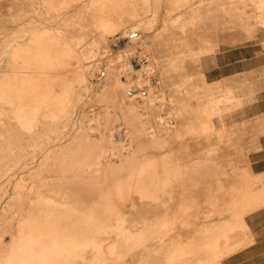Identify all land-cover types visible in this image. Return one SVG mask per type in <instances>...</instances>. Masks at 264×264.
I'll use <instances>...</instances> for the list:
<instances>
[{"label":"bare ground","instance_id":"bare-ground-1","mask_svg":"<svg viewBox=\"0 0 264 264\" xmlns=\"http://www.w3.org/2000/svg\"><path fill=\"white\" fill-rule=\"evenodd\" d=\"M37 1L27 48L18 13L9 42L0 32V264H221L243 248L264 191L198 202L193 177L212 159L181 150L214 131L182 75L189 22L214 1L164 0L162 29L159 10L145 22L159 0Z\"/></svg>","mask_w":264,"mask_h":264},{"label":"rangeland","instance_id":"rangeland-1","mask_svg":"<svg viewBox=\"0 0 264 264\" xmlns=\"http://www.w3.org/2000/svg\"><path fill=\"white\" fill-rule=\"evenodd\" d=\"M30 1L19 0V11L12 8L13 0L0 2V32L5 33L4 37L9 42L14 33L13 17L18 13L24 48L29 45V32L37 28L38 1L31 4ZM213 1L210 16L207 18L204 9H201L199 17L189 22L190 32L187 35L181 31L182 23H167L166 33H178L179 37L184 35L186 53L193 52L194 57H189L183 64L182 75L187 88L194 86L197 89L201 123L204 122V108L208 103L211 105L214 131L199 134L193 143L186 138L181 146L186 163L191 159L199 162L208 156L212 159L208 168L199 170L193 177L197 186L195 195L198 202L202 203L209 194H214V199L218 197L217 203L223 205L232 202L234 194L231 195L229 191L222 193L219 189L230 190L232 184H243L251 193L264 191V153H259L260 149L257 148L261 144L264 150V138L261 137L264 135V58L255 57L258 50L264 51V0ZM164 3V0H159V7L152 6L146 16V23L155 21L153 13L159 10L157 27L162 29ZM150 24L156 25L155 22ZM92 38L93 35H88V46L93 45ZM137 45L136 48H141V44ZM208 45L209 51L206 52L204 49ZM242 50L249 52L243 54L248 60L244 71L240 65ZM111 51L112 56H115L112 59H116L120 52L114 48ZM231 65L235 68L232 69ZM224 67L227 71H220ZM70 75L73 77V73ZM187 75L193 76L189 77L190 82H187ZM94 76H98L97 71ZM220 137L227 141L226 146L219 142ZM263 206L261 204L246 213L247 230L243 239L247 244L224 258L221 264H264V239L257 241L256 250L250 251L247 256L241 255L253 243L248 217ZM230 214V211L225 213V220L230 218ZM224 218H212L206 225L212 228ZM5 241L7 243L8 239ZM155 260L156 255L151 254L132 264H155Z\"/></svg>","mask_w":264,"mask_h":264},{"label":"crops","instance_id":"crops-1","mask_svg":"<svg viewBox=\"0 0 264 264\" xmlns=\"http://www.w3.org/2000/svg\"><path fill=\"white\" fill-rule=\"evenodd\" d=\"M261 42V41H259ZM248 51H243L241 52L242 56L243 54H248ZM256 58H264V51H257L256 52ZM247 56L246 57H242L241 61H240V65L241 67H243V71H244V65L245 63H247ZM232 69H234L235 67L233 65L230 66ZM227 68L224 67L223 69L221 68L220 71H227ZM264 84V81L262 82ZM262 117V116H261ZM263 118V117H262ZM260 121V117L258 118ZM264 138V135L261 136ZM260 137V138H261ZM259 153H264L263 147L261 144L258 145ZM264 174V171H263ZM248 226L250 228L251 234L253 236V243L251 246H249L247 248V250H245V252L241 253L242 256H247L249 254L250 251L256 250L255 247L258 246L257 241H261V239H264V206L261 207L260 209H258L257 211L253 212L249 217H248ZM263 243V242H262Z\"/></svg>","mask_w":264,"mask_h":264}]
</instances>
